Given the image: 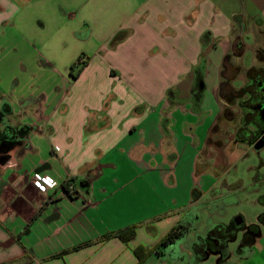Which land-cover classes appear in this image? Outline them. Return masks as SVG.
Here are the masks:
<instances>
[{
	"label": "crops",
	"instance_id": "obj_1",
	"mask_svg": "<svg viewBox=\"0 0 264 264\" xmlns=\"http://www.w3.org/2000/svg\"><path fill=\"white\" fill-rule=\"evenodd\" d=\"M69 16L91 50L66 79L31 38ZM236 39L254 62L231 63L249 80L264 0H0V131L15 132L0 161V264H138L139 247L151 251L141 264H264V176L230 177L261 149L222 129ZM179 224L186 234L158 247ZM132 227L128 242L115 236Z\"/></svg>",
	"mask_w": 264,
	"mask_h": 264
},
{
	"label": "rangeland",
	"instance_id": "obj_2",
	"mask_svg": "<svg viewBox=\"0 0 264 264\" xmlns=\"http://www.w3.org/2000/svg\"><path fill=\"white\" fill-rule=\"evenodd\" d=\"M38 28L40 29V27ZM73 32H78L77 22L74 21V19L72 20V17L69 16L68 18L62 17L61 19H59V21L53 20L46 22L44 30L39 32V34H37L35 37L31 38L33 41L35 40V42H37V45L44 44L50 46L49 53H45L43 50L40 51L38 49L39 54L43 57H47L49 60H52L53 64H55V69L60 73L64 74L63 76L66 79L70 78L68 76L69 67L75 64L78 59H80V61L82 62H85L84 57L87 56L86 52H90L91 50L90 49L91 46L89 44L77 43L76 39H74V36L72 35ZM249 42L252 43L251 39H249ZM22 45L24 44L20 36H12V38H10V47L11 46L21 47ZM28 56H29V61L31 63L34 64L37 62L34 56V52L29 53ZM239 60L242 61V65L245 66L246 68L250 67L254 62L252 50L247 49L246 51H244L241 57H239ZM233 65L231 63V60L229 59L225 60L224 62L225 71L223 76L228 81H231L232 79H238L240 81V85L238 86L239 89L238 92L241 94L240 97H234V99L230 98L229 100L228 98L226 99L223 97V93L220 94L224 107V112L222 117L223 119L222 129H223L224 137H227L230 134L231 131L230 128L233 127V130H235L239 126L243 114L241 113L238 106L242 105L246 107V105H248L249 103H246L245 100H247V98L244 99L243 97L246 96V94H250L249 92L253 91L251 90L253 88L250 87L252 78L247 80L246 77L242 74L243 72L240 71L237 74V72L233 69ZM260 70H264L263 64L256 63L255 71L261 72ZM56 79L57 78L53 77L52 75L48 77L45 86V89L47 91H50L51 89L52 80L53 82H55ZM27 90H28V86L26 85L23 87L22 91L26 93ZM256 173H258L261 176H264V149L260 150L259 152L257 151L254 152L251 150L247 151V153H245L244 156H241L237 161L236 169L234 170L232 175H230V177L234 178V176H237L243 179L245 182H247L248 178Z\"/></svg>",
	"mask_w": 264,
	"mask_h": 264
},
{
	"label": "flooded vegetation",
	"instance_id": "obj_3",
	"mask_svg": "<svg viewBox=\"0 0 264 264\" xmlns=\"http://www.w3.org/2000/svg\"><path fill=\"white\" fill-rule=\"evenodd\" d=\"M231 60V55L227 56ZM263 64V63H261ZM264 66V64H263ZM225 71V66L223 67V74ZM261 72H256L254 70V76H251L252 82L250 87H252V92H249L247 101L249 104L245 106H238L241 113L243 114L241 117V121L237 129L233 130V137L236 139L239 144L247 145L249 147H253L254 145H261V150L264 149V70H260ZM222 74V75H223ZM224 78V76H223ZM226 82L229 81L224 78ZM249 87V86H248ZM223 93L224 98L234 99V97H240L239 92L233 91L230 88L222 89L220 94ZM253 94V95H251ZM246 102V103H247Z\"/></svg>",
	"mask_w": 264,
	"mask_h": 264
},
{
	"label": "trees",
	"instance_id": "obj_4",
	"mask_svg": "<svg viewBox=\"0 0 264 264\" xmlns=\"http://www.w3.org/2000/svg\"><path fill=\"white\" fill-rule=\"evenodd\" d=\"M243 50H244L243 42L240 39H236L233 43L231 55L236 58H239L242 55ZM254 57H255L256 62L264 64V52L263 51L256 50L254 53ZM83 66H84V63L80 64V59H78L76 64L72 65V67L70 68V72H72L75 68H78V72H79ZM255 69L256 68H254V70ZM224 88H229V83L226 82L225 80H223L220 85V91L222 92V89ZM14 137H15V132L9 127L5 128L3 131H0V161L1 162H3V158H6L7 153L10 152V150L14 147V142H15ZM64 191L67 193V185L64 186ZM186 232H187L186 225L184 224L177 225L160 241L158 247L159 246L168 247V246L175 244V242L179 240L180 238H182L186 234ZM134 233H135V228L132 227L126 230L119 231L118 233L115 234V236L118 237L123 242H128L130 239L133 238ZM217 236H219L220 238H223L221 235H217ZM108 237L109 236H107L106 238ZM197 247L199 246L196 244L194 248L197 249ZM238 251H240V248ZM134 253L138 259V264H141L149 256L151 251L145 250L144 248L139 247L135 249ZM17 263L18 264L19 263L20 264H31L30 259L27 256L24 258L18 259L16 261L4 263V264H17Z\"/></svg>",
	"mask_w": 264,
	"mask_h": 264
},
{
	"label": "built area",
	"instance_id": "obj_5",
	"mask_svg": "<svg viewBox=\"0 0 264 264\" xmlns=\"http://www.w3.org/2000/svg\"><path fill=\"white\" fill-rule=\"evenodd\" d=\"M33 182L38 189L52 188L55 186L53 179L49 177H41L39 175L33 177ZM65 194L68 198H74L76 196V189L73 184L67 185V193L65 192Z\"/></svg>",
	"mask_w": 264,
	"mask_h": 264
},
{
	"label": "water",
	"instance_id": "obj_6",
	"mask_svg": "<svg viewBox=\"0 0 264 264\" xmlns=\"http://www.w3.org/2000/svg\"><path fill=\"white\" fill-rule=\"evenodd\" d=\"M263 118H264V111H263ZM260 148H261V145H259V146L254 145V146H253V149H254V150H258V149H260Z\"/></svg>",
	"mask_w": 264,
	"mask_h": 264
}]
</instances>
